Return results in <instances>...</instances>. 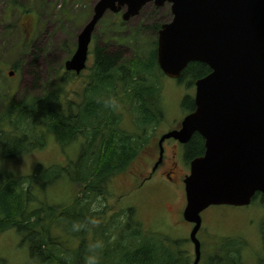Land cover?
Instances as JSON below:
<instances>
[{"label":"trees","instance_id":"trees-1","mask_svg":"<svg viewBox=\"0 0 264 264\" xmlns=\"http://www.w3.org/2000/svg\"><path fill=\"white\" fill-rule=\"evenodd\" d=\"M113 25L123 29L120 20ZM160 26L158 23L151 29L157 33ZM133 42L137 44L136 40ZM92 56L77 100L69 99L62 87L67 78L70 79L71 72L66 71L55 77L41 95L15 100L10 93L5 98L0 112V163L19 154L44 149L50 135L61 148L79 140V151L66 166L37 164L28 176L16 177L0 170V233L14 229L21 236V244L28 248L30 264H86V258L93 254L98 256L99 264H188V257L179 248L184 241H172L157 232L146 234L132 216L135 211L132 207L131 215L124 220H120L124 215L122 209L104 220L108 212L106 206L101 205L97 210L92 207L97 198L106 193L108 184L111 186L112 178L124 173L150 143L163 120L158 75L164 74L157 64L156 39H152L146 52L136 50L131 57L98 45H94ZM209 71L206 64L193 61L176 81L190 87ZM34 75L38 81V75ZM110 100H115V107L108 106ZM181 106L183 110L192 111L193 97L186 94ZM121 110L126 111L125 116ZM189 144L178 152L184 163L204 150L203 138L198 133ZM63 174L78 191L68 206L43 202L29 207L33 186L45 187ZM254 203L264 207V195L257 193ZM95 216L99 220L97 224ZM56 224L61 231L58 236L52 232ZM74 225L77 246L73 249L69 232ZM91 231L98 240H103L102 249H92L98 240L87 239ZM110 234H114L113 240ZM260 234L263 256L258 264H264V221ZM211 239H206L210 246L207 254L206 249H202L205 243L201 242L200 260L205 264H246L242 260L246 244L243 240L226 238L216 243L215 238ZM98 250L112 259L103 263Z\"/></svg>","mask_w":264,"mask_h":264},{"label":"rangeland","instance_id":"rangeland-1","mask_svg":"<svg viewBox=\"0 0 264 264\" xmlns=\"http://www.w3.org/2000/svg\"><path fill=\"white\" fill-rule=\"evenodd\" d=\"M96 1L0 0V112L10 93L15 100L32 94L41 95L48 90L55 77L61 76L65 71L70 72L65 69L64 63L75 51L78 34L90 20ZM121 11L113 13L107 10L96 23L88 49V67L93 60L94 45L105 46L108 51H120L124 57H131L136 50L146 52L152 39H157L156 31L151 29L152 25L166 23L172 17L169 3L155 6L153 2H148L137 15L125 21L121 18ZM116 20L121 21L123 29L114 27L113 22ZM117 37H121V40L118 41ZM133 38L137 44H134ZM81 72L76 76L71 72L70 79L67 78L62 84L71 100L78 99L86 81L88 70ZM34 74L38 75V81H35ZM158 79L161 81L159 100L163 113L162 122L156 127L150 143L124 173L112 178L111 186L108 184L106 193L98 197L92 207L97 210L106 206L108 212L106 211L104 220L120 209L124 213L120 220H124L131 215L129 209L132 207L135 210L132 216L141 224L146 234L157 232L166 239L184 241L179 248L188 257V264H193L194 244L189 240L192 224L182 219L186 204L183 180L189 174V167L178 155L181 149L176 145L178 140H164L161 154L158 140L164 133L179 129L181 120L190 112L182 109L181 102L186 94L193 97L195 88L193 85L187 87L185 84H178L176 79L165 75H158ZM121 111L125 116L126 111ZM126 125L130 127L129 123ZM49 139L44 149H35L3 161L0 163V170L16 177L28 176L37 164L43 167L66 166L69 160L77 157L79 140L69 147L61 148L51 135ZM77 192L76 185L63 174L45 187L39 184L33 186L32 203L29 207H37L43 202L68 206ZM95 218L97 224L99 220L96 216ZM201 218L202 226L197 237L205 243L202 249H206V254L210 247L206 239L213 237L217 243L226 238H239L246 243L242 249L243 262H260V255L263 256L260 237V223L264 221L263 206L253 202L243 207L211 205L201 213ZM76 229L77 227L69 232L72 240L68 244L73 249L77 246L74 240ZM52 232L56 236L61 233L57 224ZM110 236V240L115 237L114 234ZM87 239L93 242L97 238L91 231L87 234ZM20 241L21 236L14 229L0 233V264H30L27 245ZM98 253L103 263L112 259L100 250ZM198 264L205 263L199 260Z\"/></svg>","mask_w":264,"mask_h":264},{"label":"water","instance_id":"water-1","mask_svg":"<svg viewBox=\"0 0 264 264\" xmlns=\"http://www.w3.org/2000/svg\"><path fill=\"white\" fill-rule=\"evenodd\" d=\"M148 2L169 3L172 14L157 31L162 73L177 79L193 61L210 69L194 81L193 110L158 141L161 154L165 139L203 138V154L190 161L183 180L182 216L193 223L189 238L197 264L201 212L211 205H248L255 193L264 194V0H97L65 69L78 74L86 67L94 27L107 10H122L125 21Z\"/></svg>","mask_w":264,"mask_h":264},{"label":"clouds","instance_id":"clouds-1","mask_svg":"<svg viewBox=\"0 0 264 264\" xmlns=\"http://www.w3.org/2000/svg\"><path fill=\"white\" fill-rule=\"evenodd\" d=\"M108 106L115 107V100H110L108 102ZM74 230H75V225H74ZM91 247L94 251L97 249H102L103 248V242L97 241ZM86 264H99L98 256L96 254L88 256L86 258Z\"/></svg>","mask_w":264,"mask_h":264},{"label":"flooded vegetation","instance_id":"flooded-vegetation-1","mask_svg":"<svg viewBox=\"0 0 264 264\" xmlns=\"http://www.w3.org/2000/svg\"><path fill=\"white\" fill-rule=\"evenodd\" d=\"M180 128V127H179ZM195 134V133H194ZM194 134H192V136L189 138V140L187 141V142H185V143H180V142H178L177 141V147L179 146L180 148H181V150H183L184 149V147H186L187 145H190L189 144V142L191 141V139H192V137L194 136ZM168 140V139H167ZM166 141V140H165ZM204 151V150H203ZM203 151H202V154H203ZM190 160H192V159H190ZM190 160H188L187 161V165H188V167H189V163H190ZM189 169V168H188Z\"/></svg>","mask_w":264,"mask_h":264}]
</instances>
